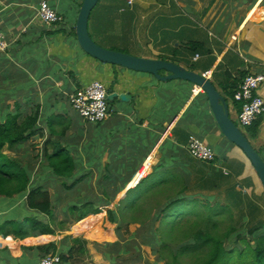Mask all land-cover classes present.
<instances>
[{"label":"crops","instance_id":"crops-1","mask_svg":"<svg viewBox=\"0 0 264 264\" xmlns=\"http://www.w3.org/2000/svg\"><path fill=\"white\" fill-rule=\"evenodd\" d=\"M43 1L0 0V31L8 42V49L0 51V118L39 115L44 138L32 139L29 147L37 174L33 182L53 191V204L60 201V205L54 206L52 219L29 209L25 198L0 200V229L10 233L12 226L7 229L6 223L35 217L55 232L37 237L31 231L32 236L24 239L0 233V239L14 243L0 245L3 264L5 250L24 264H40L45 256L36 248L50 244L58 246L67 264H111L97 246L118 242V223L111 221L112 213L129 197L135 188L131 183L146 163L151 169L144 183L165 186L167 181L172 183L171 177L184 176L195 190H205L207 197L179 205L246 199L264 211V188L254 166L242 149L225 138L202 88L179 80L163 83L153 75L97 61L81 49L76 35L84 0H48L63 17L52 27L38 19ZM130 1L99 0L89 22L93 40L109 50L171 61L207 76L238 125L241 106L232 94L248 74H264V0ZM94 82L104 84L109 95L131 99H114L106 121L88 124L72 109L69 97ZM257 94L264 99V83ZM255 125L254 135L252 127L241 130L264 159V115ZM191 136L214 150L215 164L191 157ZM54 142L74 158L76 170L69 178L53 176L51 161L42 155L48 148L53 154ZM156 175L158 182L151 179ZM76 183L77 188L69 187ZM111 183L117 186L107 188L105 194L104 187ZM124 183L127 186L115 196ZM69 201L74 204L67 206ZM97 209L99 214L80 221L82 213ZM163 221L175 220L169 213ZM82 222L90 228L77 236L74 229ZM130 226L129 232L134 233L139 224Z\"/></svg>","mask_w":264,"mask_h":264},{"label":"trees","instance_id":"trees-1","mask_svg":"<svg viewBox=\"0 0 264 264\" xmlns=\"http://www.w3.org/2000/svg\"><path fill=\"white\" fill-rule=\"evenodd\" d=\"M192 50L197 49L192 48ZM232 96L234 99V93ZM239 104L241 106V103ZM56 118L60 119V117ZM38 122V114L30 115L25 119H21L18 114H9L0 118V200L25 198V205L29 209L54 219V206L60 205V201L53 204V198H56V195L53 197L54 192L46 190L40 181L33 182L37 174L29 147H31L32 139L44 138L43 129L38 125ZM52 123L53 121H50L54 130ZM251 127L253 128L252 134H256L258 127L256 125ZM49 145L51 144L47 142L46 146ZM53 146L55 147L53 154L49 148L42 153L45 158L51 161L53 176L65 179L71 177L76 170L71 152L59 143L54 142ZM41 168L42 174H45L46 168L43 166ZM146 178L128 192L129 197L127 196L121 202L118 211L112 213L111 221L118 223V242L97 246L98 251L111 264H143L147 260L143 248H150L152 257L155 258L152 261H146V264L149 262V264H183L182 259L190 256L195 258L198 264H264V211L252 201L245 202L246 199L205 200L203 204H199L201 208L196 218L192 217L197 213L192 212L186 216L183 214L177 221L167 224L163 220L174 207L184 201L207 197L205 190H195L194 185L189 184L184 176H178L171 177L172 183L167 181L165 186H154L149 181L150 186L144 189L143 193L135 192L142 184L145 186L148 182L144 183ZM77 184L69 187L77 188ZM114 186L117 185L114 183L106 185L104 187L105 194L107 188ZM126 186L127 183H124L118 187L114 195L122 192ZM151 195L153 198L150 197ZM109 203L110 201H107L104 206H108ZM196 203L198 204V202ZM81 204L85 205L86 203L82 202ZM218 209L227 215L226 219L220 218L219 221L216 219L214 211ZM100 212L97 209L92 213H82L80 221L90 214L96 215ZM179 220L182 224L175 228V224ZM217 222L219 226H228L226 232L220 236H215V232L211 233L210 227L216 228ZM131 224H139L134 233L129 232L128 228ZM9 225L12 226L10 228L13 231L9 233L0 229V233L3 234L1 236L24 239L32 236L33 232L31 231H34L37 237L55 234L54 230L45 222L35 217H27L15 223L8 222L5 224V228ZM86 225L87 223L82 222L75 230L82 231V228H88ZM163 232H170L169 238H166ZM180 232H186V234L181 236ZM128 233L129 237H127ZM237 240L244 245V248L230 246L231 242L234 243ZM7 243L14 246L12 240L7 242L0 239L1 246ZM36 249L44 256L50 253L59 254L62 264H67L69 261L56 244ZM1 254L4 257V264H24L13 258L6 250ZM0 264L3 263L0 261Z\"/></svg>","mask_w":264,"mask_h":264},{"label":"water","instance_id":"water-1","mask_svg":"<svg viewBox=\"0 0 264 264\" xmlns=\"http://www.w3.org/2000/svg\"><path fill=\"white\" fill-rule=\"evenodd\" d=\"M98 2L99 0H84L83 2L76 28V35L81 49L88 56L104 64L116 65L136 72L147 73L153 75L163 83L179 80L192 83L202 88L209 100L213 116L221 132L228 141L242 149L254 166L264 188V159L252 146L236 122L232 120L229 105L210 78L200 73L187 70L183 66L171 61L135 57L126 53L109 50L97 44L90 35L89 22L92 11L96 8ZM117 98L124 102H129L131 99L128 95H118L116 93L108 95L109 102Z\"/></svg>","mask_w":264,"mask_h":264},{"label":"built area","instance_id":"built-area-1","mask_svg":"<svg viewBox=\"0 0 264 264\" xmlns=\"http://www.w3.org/2000/svg\"><path fill=\"white\" fill-rule=\"evenodd\" d=\"M132 0L130 4H132ZM38 19L48 27L59 24L63 17L54 10L48 0H44L38 8ZM8 49V42L0 31V51ZM264 83V74H248L241 84L238 92L234 95L235 102L241 103V112L238 116V126L246 129L264 115V99L257 94ZM108 91L104 84L94 82L78 89L69 97L72 109L89 124L101 123L111 116V107L108 101ZM188 150L193 159L211 163L216 162L217 156L214 150L197 137L191 136ZM151 164L146 163L131 183V187H137L150 173ZM40 264H62L59 254L46 255Z\"/></svg>","mask_w":264,"mask_h":264},{"label":"rangeland","instance_id":"rangeland-1","mask_svg":"<svg viewBox=\"0 0 264 264\" xmlns=\"http://www.w3.org/2000/svg\"><path fill=\"white\" fill-rule=\"evenodd\" d=\"M244 130V129H243ZM189 154H190V152H189ZM191 155V154H190ZM192 157V156H191ZM158 177V175H156V176H153L151 179H153L152 181H156V182H158L159 181V179L157 178ZM158 180V181H157ZM149 183V181L145 184V186H141L138 190H136L135 192H137V193H143V191H144V189H146V186H147V184ZM177 188H178V186H176ZM151 198H153V196L151 195L150 196ZM74 203L72 202V201H69L68 202V204H67V206H71V205H73ZM67 208V207H66ZM66 208H64L63 209V211H66ZM200 206H199V204H193V203H189V204H187V203H184V204H182V205H178V206H176V207H174L173 209H172V211L170 212L171 213V217H172V219L173 220H175V221H177L178 220V218L180 217L179 215H181L182 213L184 214V213H197V215H195V216H193L192 218H196L197 216H198V214H199V211H200ZM83 210H85V209H81V210H79V211H83ZM215 213H216V219L219 221V219L221 218V219H226L227 218V215H225V214H223V212H220L219 211V209L218 210H215L214 211ZM81 214V213H80ZM108 214V213H107ZM85 223H87V225L86 226H88V228H90V224H88V222H85ZM84 223V224H85ZM182 223L180 222V220L175 224V228H178L180 225H181ZM108 226V225H107ZM92 227H93V225H92ZM131 227V226H130ZM88 228H82V231H80V230H75L74 229V234H76L77 236H83L82 234L84 233V232H86V230L88 229ZM211 228V233H213V232H215L216 234H215V236H220L221 234H223V233H225L226 232V229L228 228V226L227 225H222V226H219L218 225V222H217V227L216 228H212V227H210ZM187 232V231H186ZM186 232H180L181 233V236L183 235V234H186ZM163 235H165V237L166 238H169V236H170V232H163ZM90 238H94V236H92V235H90ZM95 238H100V237H95ZM230 246L231 247H242V248H244V245L240 242V241H238L237 240V242H231L230 243ZM144 250V249H143ZM149 249H146V252H145V256H146V258H147V260H145L144 262H143V264H146V261H149V260H153V259H155L154 257H152V254H150V252L151 251H149ZM182 262H183V264H198L197 262H196V259L195 258H193L192 256H190V257H186V258H184V259H182ZM150 263V262H149ZM148 263V264H149Z\"/></svg>","mask_w":264,"mask_h":264}]
</instances>
